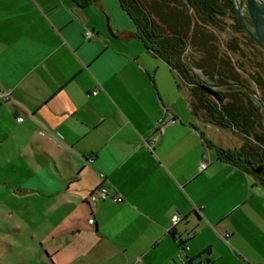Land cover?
I'll list each match as a JSON object with an SVG mask.
<instances>
[{
    "label": "crops",
    "instance_id": "0c3cea01",
    "mask_svg": "<svg viewBox=\"0 0 264 264\" xmlns=\"http://www.w3.org/2000/svg\"><path fill=\"white\" fill-rule=\"evenodd\" d=\"M0 90V264H264V187L118 0H0Z\"/></svg>",
    "mask_w": 264,
    "mask_h": 264
},
{
    "label": "trees",
    "instance_id": "16d2710c",
    "mask_svg": "<svg viewBox=\"0 0 264 264\" xmlns=\"http://www.w3.org/2000/svg\"><path fill=\"white\" fill-rule=\"evenodd\" d=\"M93 1L83 0V4ZM118 2L132 19L136 34L145 47L179 75L189 92L192 110L201 111L209 124L236 129L245 137L237 148H223L208 141L218 158L241 167L264 187V179L248 166L260 157L264 160V126L258 112L262 107L245 90L246 86L227 54L219 53L217 48V32L224 30V17L232 20L231 27L235 32L246 33L232 0ZM246 37L262 49L248 35ZM225 47L234 52L242 49L237 38L227 41ZM187 66L200 70L205 80L219 87H205L193 78ZM249 77L260 89V99L264 102V77L253 74Z\"/></svg>",
    "mask_w": 264,
    "mask_h": 264
},
{
    "label": "rangeland",
    "instance_id": "374dc122",
    "mask_svg": "<svg viewBox=\"0 0 264 264\" xmlns=\"http://www.w3.org/2000/svg\"><path fill=\"white\" fill-rule=\"evenodd\" d=\"M224 30L222 32H217V48L219 53H226L229 61L235 65L236 71L240 74L242 83L244 86L250 90L257 92V97L260 98V89L251 80L249 74L258 75L264 77V51L255 47L246 37V33L235 32L232 27V20L228 17H224ZM237 38L238 44L241 46V50L234 52L226 49V42ZM241 64V67L237 65ZM196 72L203 76L200 70L196 69ZM256 102V98H253ZM259 114L261 116L262 125L264 126V111L260 109ZM209 136L216 141L223 148H237L241 145L244 140V136L240 134L236 129L232 128H219L217 126L211 125L208 129ZM7 250V249H6ZM0 259H4L1 255ZM7 260H4V264Z\"/></svg>",
    "mask_w": 264,
    "mask_h": 264
},
{
    "label": "water",
    "instance_id": "95a60500",
    "mask_svg": "<svg viewBox=\"0 0 264 264\" xmlns=\"http://www.w3.org/2000/svg\"><path fill=\"white\" fill-rule=\"evenodd\" d=\"M236 16L244 28L246 34L262 49H264V0H232ZM189 5V4H188ZM108 32L111 34V29L107 26ZM188 45V44H187ZM188 71L193 78L201 82L205 87L217 88L218 84L205 80L196 72V69L187 66ZM245 90L254 98L264 110V102L257 97V92L245 87ZM261 167L252 169L253 172H259ZM264 176V172L262 173Z\"/></svg>",
    "mask_w": 264,
    "mask_h": 264
},
{
    "label": "built area",
    "instance_id": "2783aa9c",
    "mask_svg": "<svg viewBox=\"0 0 264 264\" xmlns=\"http://www.w3.org/2000/svg\"><path fill=\"white\" fill-rule=\"evenodd\" d=\"M94 35L93 31L91 29H85L84 31V37L85 39H90L92 38ZM94 94L97 93V90H95L93 92ZM0 98L4 101H8L9 98H10V92L9 91H1L0 90ZM165 113H166V109H164L163 111V114L162 116L158 119L156 125H155V128H154V133L151 135V137L148 139V140H143V143L144 145L152 150L157 138H158V135L160 133L163 132L164 128L169 125V124H172L174 122H176V119L174 117H169L168 119L165 118ZM23 118L22 117H19L18 120H22ZM89 161L92 160V158H89L88 159ZM206 166V163L205 162H201L199 164V170H203ZM99 178L101 180H104L105 179V176L103 173H99ZM96 195L98 198L100 199H110L112 200L113 202H120L122 201V196L120 194H117V193H112L108 190V188L105 186V185H100L97 190H96ZM179 220V218L175 215L171 218V225H174L177 223V221ZM221 237L224 239V240H227V238L229 237V233H223L221 235ZM189 246L186 244V243H180L179 245V253H178V256L182 259V261H185L187 259V255H186V252L189 250ZM196 264H203L202 261L196 263Z\"/></svg>",
    "mask_w": 264,
    "mask_h": 264
},
{
    "label": "flooded vegetation",
    "instance_id": "af4514ba",
    "mask_svg": "<svg viewBox=\"0 0 264 264\" xmlns=\"http://www.w3.org/2000/svg\"><path fill=\"white\" fill-rule=\"evenodd\" d=\"M248 166L251 168V170L261 167L259 172H252L264 179V176L262 174L264 172V160L261 157L256 159L255 161L250 162Z\"/></svg>",
    "mask_w": 264,
    "mask_h": 264
}]
</instances>
